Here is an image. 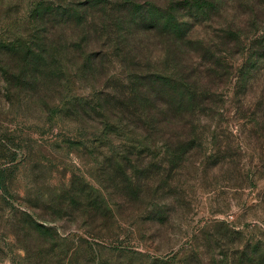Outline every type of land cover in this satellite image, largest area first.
<instances>
[{"label": "rangeland", "instance_id": "rangeland-1", "mask_svg": "<svg viewBox=\"0 0 264 264\" xmlns=\"http://www.w3.org/2000/svg\"><path fill=\"white\" fill-rule=\"evenodd\" d=\"M76 1L0 0V264H264L263 85L161 111L177 41L119 45Z\"/></svg>", "mask_w": 264, "mask_h": 264}, {"label": "trees", "instance_id": "trees-1", "mask_svg": "<svg viewBox=\"0 0 264 264\" xmlns=\"http://www.w3.org/2000/svg\"><path fill=\"white\" fill-rule=\"evenodd\" d=\"M111 1H76L81 12L77 18L70 8L58 7L53 2L41 13L38 10L41 4L37 3L33 16L43 24L55 16L62 19L68 16L90 23L95 21L94 17H112V30L115 33L117 28L116 41L119 45H126L128 41L134 44L140 37L161 42L177 41L180 74L175 70L169 75L156 76L157 81H154L157 85L178 81V85H175L177 91L170 90L166 94L176 100H159V91L155 94L146 90L143 92L144 99L151 105L159 106L161 111L173 110L177 102L176 106H189L190 118L195 116L196 111L215 114L217 110L221 111L219 101H225L223 93L218 91L219 86L224 88L227 84L232 85L233 89L245 87L246 90L247 87H260L262 84L264 88L263 0H143L145 3H141L142 0H115L118 4ZM154 1L163 2L156 6ZM219 1L223 6H220ZM93 9L96 11L90 20L88 15ZM161 46L160 50L164 49V45ZM140 64L139 59L133 55L131 65L136 68ZM134 90L132 87L128 90L129 103L138 94ZM215 94L221 99L216 97L210 103ZM148 113L151 114L150 111ZM256 116L255 110L251 117ZM217 131L218 128L213 130L215 140L211 144L215 153H221L229 146L217 138Z\"/></svg>", "mask_w": 264, "mask_h": 264}]
</instances>
